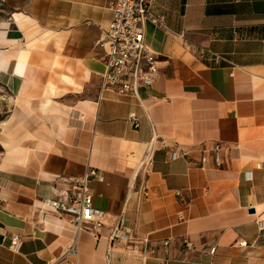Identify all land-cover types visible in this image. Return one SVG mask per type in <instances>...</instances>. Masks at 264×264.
Instances as JSON below:
<instances>
[{
	"label": "crops",
	"instance_id": "1",
	"mask_svg": "<svg viewBox=\"0 0 264 264\" xmlns=\"http://www.w3.org/2000/svg\"><path fill=\"white\" fill-rule=\"evenodd\" d=\"M110 3L0 0V27L15 38L0 40V49L22 45L29 63L11 77L15 86L28 79L18 95L0 79L16 96L11 116L20 129L4 138L16 149L11 155L1 142L0 264H106L118 220L148 241L128 244L129 251L115 244L111 264H264L257 225L264 220V0H153L150 11L161 24L144 22L145 42L158 58L153 84L138 97L107 90L98 101L104 64L96 41L110 23ZM61 74L71 81L62 84ZM71 118L88 125L76 143ZM210 141L230 146L221 168L198 166L199 147L193 164L170 157L175 145ZM88 168L98 172L89 186L104 226L98 238L81 232L77 258L64 259L73 227L41 210L40 199L69 187L57 178Z\"/></svg>",
	"mask_w": 264,
	"mask_h": 264
},
{
	"label": "built area",
	"instance_id": "2",
	"mask_svg": "<svg viewBox=\"0 0 264 264\" xmlns=\"http://www.w3.org/2000/svg\"><path fill=\"white\" fill-rule=\"evenodd\" d=\"M153 0H111L112 12L108 27L103 35L96 41V45L103 48L100 56L104 64V71L100 76L98 85V101L107 90H113L118 95H132L138 97L140 88L153 84L158 73V58L146 44L144 37V22L149 19L156 24H161V19L156 18L150 11ZM218 58V56H217ZM128 119L134 127L139 126V119L135 113H129ZM196 147H199L200 155L197 165L206 167L210 163L215 168H221L230 146L221 141L202 142L197 146L175 145L171 150V159L184 158L190 164L194 162L190 155ZM152 143L147 147V153L141 163L143 168L150 164V152ZM99 179L98 172L94 168H88L84 174L76 178L64 179L69 187L59 192L54 197L41 198V210L52 212L64 218L66 223L73 227V238L65 246L62 258H77L76 242L81 232L100 237L99 231L104 226L103 212L94 207L93 194L89 183L93 179ZM43 213V211H42ZM258 228L264 230V220L257 221ZM109 248L106 250V264H111L112 250L115 244L125 250L128 244L144 243L147 238H136L129 230L121 225L118 220L110 229L108 236ZM169 241L163 242L168 245ZM182 244L189 247L186 240ZM245 242L241 241L240 245ZM21 238L14 234L11 238V248L19 249ZM145 251V250H143ZM214 248L210 249V253ZM145 258V252L141 255ZM162 264L167 260L163 259Z\"/></svg>",
	"mask_w": 264,
	"mask_h": 264
},
{
	"label": "bare ground",
	"instance_id": "3",
	"mask_svg": "<svg viewBox=\"0 0 264 264\" xmlns=\"http://www.w3.org/2000/svg\"><path fill=\"white\" fill-rule=\"evenodd\" d=\"M15 18H18V17H15ZM13 33L14 32H11L10 30L9 31L7 30L6 24H4V23L1 24V27H0V40L1 41H4V40L13 41L15 38H9L8 37V36H12ZM12 46L13 47L10 50H8V51H2L0 49V79L6 80L7 83H9L10 87L14 88V90H15V92L17 94V93L21 92L22 89H25L27 87V85L29 84L28 79L24 78L23 82H21V84H18V85L15 86V85L12 84L11 77H13V75H18V76L19 75H23L24 72H26L27 69H29V63H27V60H26V57H25L26 56L25 48L22 45H15L14 42L12 43ZM51 61L52 60L49 59V58L45 59V61H44L45 65L48 66V67L51 66L52 65ZM56 63L57 62L54 59L53 60V64H56ZM67 69H68V71L72 70L70 67H68ZM87 73L88 74H93V72L90 71V70H87ZM60 76L62 77V81H63L62 84L64 82L68 83V82L71 81V77L68 76V74H61ZM73 85H74V83H73ZM71 111L72 110H70V112H69L68 120H69V118L71 116ZM16 119H17L16 115H12L8 120H5V121L1 122L0 127L2 129H5V131H6L7 135H8L7 137L12 136V138H13L18 132L17 130H20L19 126H18L19 125L18 124L19 121H17ZM67 124H68L67 127H70L69 121H68ZM17 127H18V129H16ZM15 150L16 149L14 147L13 148L10 147V149L7 150L8 155H11Z\"/></svg>",
	"mask_w": 264,
	"mask_h": 264
},
{
	"label": "rangeland",
	"instance_id": "4",
	"mask_svg": "<svg viewBox=\"0 0 264 264\" xmlns=\"http://www.w3.org/2000/svg\"><path fill=\"white\" fill-rule=\"evenodd\" d=\"M15 98L16 96L14 92H12L6 84L0 81V124L2 121L8 120V118L11 117V114L13 113V111L17 108L16 105L18 104L16 103ZM69 124L72 130L74 131V141L76 143L79 140L81 133L83 131L88 130V125L83 121L79 122L75 119L70 120ZM6 134L7 133L5 129H2L0 127V155H2L4 152L1 142L3 143L4 147L6 146L7 148L10 147L9 144H6V140H4V138L8 136ZM63 178L70 179V178H75V177L61 176L57 178L56 180H61Z\"/></svg>",
	"mask_w": 264,
	"mask_h": 264
}]
</instances>
